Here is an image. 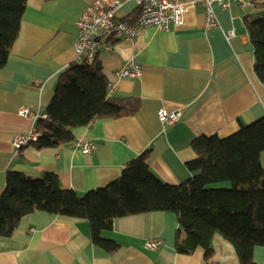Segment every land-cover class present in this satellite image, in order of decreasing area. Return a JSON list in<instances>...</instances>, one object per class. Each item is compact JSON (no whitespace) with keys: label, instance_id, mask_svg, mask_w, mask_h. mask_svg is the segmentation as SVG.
Segmentation results:
<instances>
[{"label":"crops","instance_id":"1","mask_svg":"<svg viewBox=\"0 0 264 264\" xmlns=\"http://www.w3.org/2000/svg\"><path fill=\"white\" fill-rule=\"evenodd\" d=\"M90 1L26 0L18 37L0 68V192L7 170L31 177L51 171L63 188L81 195L118 177L124 163L145 150L150 169L163 182L177 184L193 174L186 168L195 156L193 138L224 137L264 116V85L254 73L244 24L264 8L249 0L225 8L212 3L217 23L206 28L201 0H182L193 5L181 26L139 27L132 41L109 38V47L97 54L108 82L116 84L112 95L138 99L134 113L74 128L71 143L41 149L28 143L15 150L12 140L31 126L18 109L43 112L58 72L75 61L76 21ZM119 1V17L136 13L134 0ZM130 61L140 65L141 74L117 79L115 71ZM160 108L180 111L179 119L164 124L157 117ZM79 140H90L95 148L83 152L74 145ZM260 160L264 165V151ZM177 229L171 212L116 217L103 233L118 244L108 253L92 244L86 219L35 210L9 236H0V264H239L232 244L218 232L208 259L200 247L177 252ZM154 238L162 245L147 249L145 242ZM254 261L264 264V246L255 247Z\"/></svg>","mask_w":264,"mask_h":264},{"label":"trees","instance_id":"2","mask_svg":"<svg viewBox=\"0 0 264 264\" xmlns=\"http://www.w3.org/2000/svg\"><path fill=\"white\" fill-rule=\"evenodd\" d=\"M249 1L264 8V0ZM25 5L26 0H0V68L18 37ZM135 16L124 21L132 23ZM244 22L254 73L264 85V14ZM107 83L97 57L91 65L74 61L60 70L31 144L41 149L71 143L74 128L134 113L138 99L108 96ZM191 147L195 156L186 168L193 174L177 184L163 182L150 169L149 150L124 163L115 179L81 195L63 188L54 172L31 177L7 170L0 192V236H9L23 216L40 210L86 219L92 244L110 253L118 244L103 233L111 230L114 218L163 211L176 216L177 252L192 253L200 247L208 259L218 232L232 244L239 264H255L254 249L264 246V116L224 137L197 136Z\"/></svg>","mask_w":264,"mask_h":264},{"label":"built area","instance_id":"3","mask_svg":"<svg viewBox=\"0 0 264 264\" xmlns=\"http://www.w3.org/2000/svg\"><path fill=\"white\" fill-rule=\"evenodd\" d=\"M136 13L132 23L124 21L117 15L120 7L119 0H91L86 4L76 21V38L74 41L75 62L82 65H91L102 46L109 47L108 39L115 37L132 41L139 27L155 26L160 30H170L183 24L186 11L193 3L182 0H134ZM231 2H239L243 5L246 0H201L203 5L204 26L214 27L217 23L212 3L225 8ZM141 74V67L134 61L127 62L117 69L114 76L117 79H133ZM116 89L114 82L107 83V95L111 96ZM18 113L31 120L30 129L18 134L12 140L15 150L32 143L38 137L36 122L38 118H45L43 112L23 106ZM180 111H167L160 108L157 117L164 124H173L179 119ZM83 152H90L95 144L90 140L74 142ZM162 245L160 238L149 239L145 247L150 250L158 249Z\"/></svg>","mask_w":264,"mask_h":264},{"label":"rangeland","instance_id":"4","mask_svg":"<svg viewBox=\"0 0 264 264\" xmlns=\"http://www.w3.org/2000/svg\"><path fill=\"white\" fill-rule=\"evenodd\" d=\"M224 184V183H223ZM223 184H219V185H223ZM216 185V184H215ZM228 185V186H227ZM212 187H214V185H211ZM225 187H229V184L228 183H226V186Z\"/></svg>","mask_w":264,"mask_h":264}]
</instances>
